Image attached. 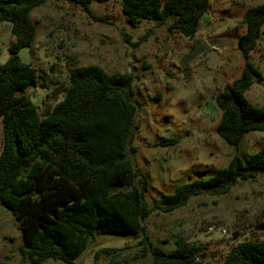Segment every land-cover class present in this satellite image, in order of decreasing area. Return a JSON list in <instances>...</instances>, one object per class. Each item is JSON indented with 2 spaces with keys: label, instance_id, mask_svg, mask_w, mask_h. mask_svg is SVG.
<instances>
[{
  "label": "trees",
  "instance_id": "1",
  "mask_svg": "<svg viewBox=\"0 0 264 264\" xmlns=\"http://www.w3.org/2000/svg\"><path fill=\"white\" fill-rule=\"evenodd\" d=\"M48 0H0V22L11 24L15 41L10 57L0 64V116L4 141L0 152V203L14 215L22 232L20 250L30 264L54 258L75 260L96 234L140 235L141 255L154 264H198L203 247L180 236L167 250L154 244L144 220L153 212H171L194 195L227 193L238 180L264 173V146L247 160L233 156L226 167L208 179L181 184L170 194L146 199L148 178L127 150L139 101L134 99V76L107 72L98 64L77 66L70 74L62 100L42 115L27 94L31 86L45 87L33 64L19 51L33 46L37 33L32 11ZM90 11L92 2L67 0ZM212 0H121L129 24L142 20L171 21L169 29L194 37ZM239 46L246 57L242 75L215 94L221 111L217 134L238 146L250 131L264 132V104L250 101L246 92L263 77L248 59L264 26V3L249 8ZM179 137L159 144H176ZM115 248L99 252L111 254ZM97 255H99L97 253ZM113 263V261H112ZM222 264H264V239L235 244Z\"/></svg>",
  "mask_w": 264,
  "mask_h": 264
},
{
  "label": "rangeland",
  "instance_id": "2",
  "mask_svg": "<svg viewBox=\"0 0 264 264\" xmlns=\"http://www.w3.org/2000/svg\"><path fill=\"white\" fill-rule=\"evenodd\" d=\"M264 0H212L194 37L171 31L166 23L142 20L129 24L121 0L92 2L90 11L67 0H48L31 15L37 33L28 54L41 75L28 96L46 115L62 100L71 72L80 65L98 64L107 72L134 76V99L139 101L133 133L136 151L127 150L135 166L148 178L150 203L173 193L181 184L208 179L226 167L233 156L244 161L264 146V132H247L238 146L216 132L221 111L215 94L242 75L246 57L239 39L245 12ZM15 41L11 24L0 22V64L10 57ZM212 55L216 64L208 65ZM211 57V58H210ZM262 74L247 98L264 104V26L248 56ZM179 137L162 145L164 138ZM4 124L0 116V152ZM154 244L167 250L180 236L199 243L198 264H222L224 256L244 240L264 239V173L238 180L225 194H201L171 212H151L144 220ZM140 235L96 234L74 264H154L141 255ZM22 232L11 211L0 203V264H30L20 247ZM115 248L111 254L99 252ZM97 253L99 255H97ZM113 261V263H112ZM40 264H65L54 258Z\"/></svg>",
  "mask_w": 264,
  "mask_h": 264
},
{
  "label": "water",
  "instance_id": "3",
  "mask_svg": "<svg viewBox=\"0 0 264 264\" xmlns=\"http://www.w3.org/2000/svg\"><path fill=\"white\" fill-rule=\"evenodd\" d=\"M29 48H30V46H24L19 51L20 58L22 59L23 62H25L27 64H30L31 63V59H30V56L28 54ZM211 57H210L211 59H209L208 62H207L208 65H214V64H216V62H217L218 59H216L214 57V55H212ZM258 228L264 230V224L259 225Z\"/></svg>",
  "mask_w": 264,
  "mask_h": 264
}]
</instances>
